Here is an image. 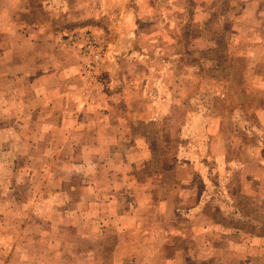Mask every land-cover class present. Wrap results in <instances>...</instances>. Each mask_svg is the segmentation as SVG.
<instances>
[{"label":"rangeland","instance_id":"rangeland-1","mask_svg":"<svg viewBox=\"0 0 264 264\" xmlns=\"http://www.w3.org/2000/svg\"><path fill=\"white\" fill-rule=\"evenodd\" d=\"M32 2L47 4L58 47L77 56L85 106L107 103L105 56L120 46L131 137L118 145L149 158L110 204L92 184L107 174L99 162L73 164L57 123L36 122L44 108L12 96L8 78L0 264H226L235 244L249 246L242 264H264V0ZM207 242L232 246L212 256Z\"/></svg>","mask_w":264,"mask_h":264},{"label":"crops","instance_id":"crops-1","mask_svg":"<svg viewBox=\"0 0 264 264\" xmlns=\"http://www.w3.org/2000/svg\"><path fill=\"white\" fill-rule=\"evenodd\" d=\"M32 1L0 0V91L7 90L6 81L10 78L12 96L18 98L19 94L25 93L35 101L33 104L37 108L43 107V118L35 119L34 116L33 119L36 122L57 123L59 133L52 137L65 138L69 142V155L73 164L80 162L89 170L92 162H99L95 168L103 169L107 174L91 183L95 186L105 184L107 189L102 194L106 195L110 204H114L124 195L120 190L126 192V183L131 188L136 167L145 165L149 158L141 148L125 147V141L121 146L122 140L131 137V133L127 135L131 129L127 104L131 93L128 85L132 82L129 77L131 72L118 68L121 48L112 44V50L106 52L103 67L106 110L102 111L104 107L100 106H85L81 96L77 56L58 47V32L52 27L49 15L45 14L49 10L47 4L38 6ZM122 59L125 60V57ZM136 89L139 96L140 89ZM112 154L114 160L100 161L103 156ZM138 159L142 162L139 163ZM55 169L60 170L61 166ZM134 194L136 192L130 190V195ZM138 197L135 199L136 204H140ZM125 213L122 211L115 216ZM253 240L252 246L259 244L258 238ZM207 244H210L208 248L212 250V256L216 255L218 246H232V242H226V245ZM243 245L235 244L232 249L229 248L230 252L222 251L224 263L242 264L244 257L247 258L244 251L249 248ZM252 249V252L247 253L251 260L255 247Z\"/></svg>","mask_w":264,"mask_h":264},{"label":"built area","instance_id":"built-area-1","mask_svg":"<svg viewBox=\"0 0 264 264\" xmlns=\"http://www.w3.org/2000/svg\"><path fill=\"white\" fill-rule=\"evenodd\" d=\"M100 58H101V51H96V53H95V59H94V57H92L93 61L95 62V60H96L97 61V64H98ZM96 69L97 68L94 67L93 70H92V73L95 72Z\"/></svg>","mask_w":264,"mask_h":264}]
</instances>
